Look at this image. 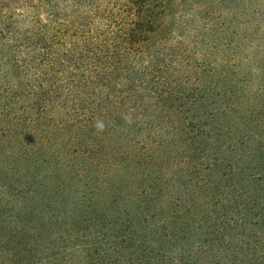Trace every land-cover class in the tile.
I'll return each instance as SVG.
<instances>
[{
    "label": "trees",
    "instance_id": "1",
    "mask_svg": "<svg viewBox=\"0 0 264 264\" xmlns=\"http://www.w3.org/2000/svg\"><path fill=\"white\" fill-rule=\"evenodd\" d=\"M0 264H264V0H0Z\"/></svg>",
    "mask_w": 264,
    "mask_h": 264
},
{
    "label": "clouds",
    "instance_id": "2",
    "mask_svg": "<svg viewBox=\"0 0 264 264\" xmlns=\"http://www.w3.org/2000/svg\"><path fill=\"white\" fill-rule=\"evenodd\" d=\"M95 126L100 131H102L104 128L103 122H101V121H98Z\"/></svg>",
    "mask_w": 264,
    "mask_h": 264
}]
</instances>
